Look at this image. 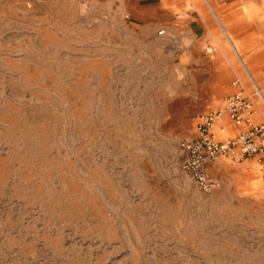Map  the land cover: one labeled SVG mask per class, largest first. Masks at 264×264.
Segmentation results:
<instances>
[{
    "label": "rangeland",
    "instance_id": "obj_1",
    "mask_svg": "<svg viewBox=\"0 0 264 264\" xmlns=\"http://www.w3.org/2000/svg\"><path fill=\"white\" fill-rule=\"evenodd\" d=\"M135 1L0 0V264H264L263 163L205 193L177 149L264 92V0Z\"/></svg>",
    "mask_w": 264,
    "mask_h": 264
},
{
    "label": "built area",
    "instance_id": "obj_2",
    "mask_svg": "<svg viewBox=\"0 0 264 264\" xmlns=\"http://www.w3.org/2000/svg\"><path fill=\"white\" fill-rule=\"evenodd\" d=\"M232 86L235 92L226 97L224 105L199 115L193 136L177 145L180 170L205 193L221 191L224 186L211 172V164L225 160L236 166L252 158L264 159V121L256 119L254 101V97L262 99L263 92L256 83L253 93L238 80Z\"/></svg>",
    "mask_w": 264,
    "mask_h": 264
},
{
    "label": "crops",
    "instance_id": "obj_3",
    "mask_svg": "<svg viewBox=\"0 0 264 264\" xmlns=\"http://www.w3.org/2000/svg\"><path fill=\"white\" fill-rule=\"evenodd\" d=\"M135 3V11L139 12H149L151 13L155 18H157L159 24H170L172 21L173 12L170 10H167L165 8V3L163 0H137ZM177 16V19H180L178 14H175ZM132 23H139V20L137 18L132 19ZM222 94L221 92H219ZM204 98V97H203ZM260 162L263 163L264 166V159H259ZM215 164H211V169L215 168Z\"/></svg>",
    "mask_w": 264,
    "mask_h": 264
},
{
    "label": "bare ground",
    "instance_id": "obj_4",
    "mask_svg": "<svg viewBox=\"0 0 264 264\" xmlns=\"http://www.w3.org/2000/svg\"><path fill=\"white\" fill-rule=\"evenodd\" d=\"M234 47L236 48V46H235V45H234ZM212 50H213V53H214V49H212ZM224 50H227L225 46H224ZM250 77H251V76H250ZM263 98H264V92H263ZM263 98H262V99H260V100H261V101H263V100H264Z\"/></svg>",
    "mask_w": 264,
    "mask_h": 264
}]
</instances>
